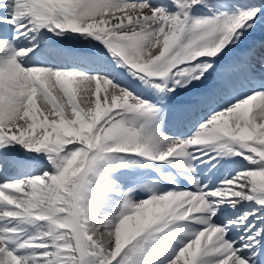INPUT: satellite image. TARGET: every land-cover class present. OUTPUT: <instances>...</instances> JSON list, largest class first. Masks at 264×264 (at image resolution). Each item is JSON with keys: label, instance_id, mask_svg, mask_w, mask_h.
Returning a JSON list of instances; mask_svg holds the SVG:
<instances>
[{"label": "snow or ice", "instance_id": "snow-or-ice-1", "mask_svg": "<svg viewBox=\"0 0 264 264\" xmlns=\"http://www.w3.org/2000/svg\"><path fill=\"white\" fill-rule=\"evenodd\" d=\"M258 24L0 0V264H264V53L226 59Z\"/></svg>", "mask_w": 264, "mask_h": 264}, {"label": "bare ground", "instance_id": "bare-ground-1", "mask_svg": "<svg viewBox=\"0 0 264 264\" xmlns=\"http://www.w3.org/2000/svg\"><path fill=\"white\" fill-rule=\"evenodd\" d=\"M252 33V32H251ZM250 33V34H251ZM248 36V34H247ZM263 40L261 41H256L254 44L251 41H247V37L245 39H243V44H240L238 46H236L234 49H232V51L229 53L228 57H226V59H235L238 58L239 56H241L243 53L247 52V50L251 49V50H255L257 56H259L260 54L264 53V48H262L261 46L264 45V34L261 37Z\"/></svg>", "mask_w": 264, "mask_h": 264}, {"label": "rangeland", "instance_id": "rangeland-1", "mask_svg": "<svg viewBox=\"0 0 264 264\" xmlns=\"http://www.w3.org/2000/svg\"><path fill=\"white\" fill-rule=\"evenodd\" d=\"M257 26H264V24H258ZM257 26H256V27H257ZM246 36H247V35H246ZM245 38H246V37H244V39H245Z\"/></svg>", "mask_w": 264, "mask_h": 264}]
</instances>
